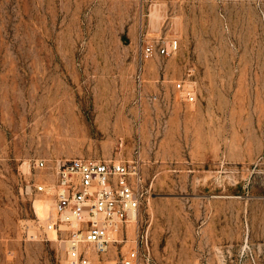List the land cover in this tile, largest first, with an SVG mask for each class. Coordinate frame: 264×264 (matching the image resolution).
Segmentation results:
<instances>
[{
    "label": "rangeland",
    "instance_id": "obj_1",
    "mask_svg": "<svg viewBox=\"0 0 264 264\" xmlns=\"http://www.w3.org/2000/svg\"><path fill=\"white\" fill-rule=\"evenodd\" d=\"M72 158L150 187L101 264H264V0H0V264H68L37 186Z\"/></svg>",
    "mask_w": 264,
    "mask_h": 264
},
{
    "label": "built area",
    "instance_id": "obj_2",
    "mask_svg": "<svg viewBox=\"0 0 264 264\" xmlns=\"http://www.w3.org/2000/svg\"><path fill=\"white\" fill-rule=\"evenodd\" d=\"M178 48V40L158 49L146 45L142 56L149 59L155 54L170 55ZM194 77L195 71L190 69L187 78L177 82V89L191 104L197 102ZM141 165L140 158L62 159L56 164V180L37 186L54 203L53 214L43 225L39 223V229L48 239L54 234L56 241L66 243L68 264H101L100 257L109 252L111 245L120 243L124 227L137 220L150 193ZM36 166L46 167V161ZM117 264H139V260L123 256Z\"/></svg>",
    "mask_w": 264,
    "mask_h": 264
},
{
    "label": "bare ground",
    "instance_id": "obj_3",
    "mask_svg": "<svg viewBox=\"0 0 264 264\" xmlns=\"http://www.w3.org/2000/svg\"><path fill=\"white\" fill-rule=\"evenodd\" d=\"M162 10V9H161ZM160 13V12H159ZM163 25V24H162ZM156 30V29H155ZM154 31V30H153ZM135 222V221H134Z\"/></svg>",
    "mask_w": 264,
    "mask_h": 264
}]
</instances>
